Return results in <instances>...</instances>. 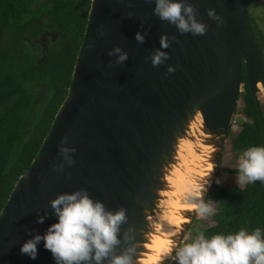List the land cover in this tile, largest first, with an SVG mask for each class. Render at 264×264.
<instances>
[{"label": "water", "instance_id": "95a60500", "mask_svg": "<svg viewBox=\"0 0 264 264\" xmlns=\"http://www.w3.org/2000/svg\"><path fill=\"white\" fill-rule=\"evenodd\" d=\"M186 2L207 26L205 35L181 34L175 25L161 21L154 15L155 0H93L69 94L0 214V264H55L43 241L36 260L21 255L20 247L58 222L52 200L80 190L108 211L127 210L114 252L122 255L135 247L136 260L164 167L198 111L207 130L222 138L215 159L219 168L239 103L243 66L264 144L259 98L264 60L249 0ZM209 10L218 19L210 18ZM137 33L145 37L143 43L136 40ZM163 35L168 37L167 49L161 48ZM117 47L128 55L123 63L119 54L109 55ZM157 49L170 58L153 67L151 56ZM169 67L175 71L169 73ZM61 148L76 150L69 152L74 165H68ZM42 216L43 224L38 223Z\"/></svg>", "mask_w": 264, "mask_h": 264}, {"label": "trees", "instance_id": "16d2710c", "mask_svg": "<svg viewBox=\"0 0 264 264\" xmlns=\"http://www.w3.org/2000/svg\"><path fill=\"white\" fill-rule=\"evenodd\" d=\"M92 2L0 0V214L37 157L69 94ZM252 6L253 0H249L250 21L264 60V26L257 21ZM43 37L50 42L45 49L33 43L36 54L24 52L25 41ZM241 86L245 87V93L239 95L245 121L228 136L234 134L231 150L237 158L249 147L264 146L259 111L244 66ZM260 108L264 116L263 103ZM209 199H213L217 213L202 223L206 237L235 234L242 228L249 233L256 228L264 230V184L260 181L242 190L239 185L230 189L213 184L206 201Z\"/></svg>", "mask_w": 264, "mask_h": 264}, {"label": "clouds", "instance_id": "9594fccd", "mask_svg": "<svg viewBox=\"0 0 264 264\" xmlns=\"http://www.w3.org/2000/svg\"><path fill=\"white\" fill-rule=\"evenodd\" d=\"M154 15L161 21L169 22L177 27L181 34L191 33L194 36H203L207 32V26L196 19L195 8L186 0H155ZM129 13V18L131 17ZM208 15L212 19H218L214 10H209ZM136 40L143 43L145 37L136 34ZM167 35L161 36V48L169 47ZM119 54V62L128 59L127 53L117 47L109 55ZM170 57L164 51L157 49L151 56L153 67H158ZM175 69L169 67L168 72ZM67 137L65 138V142ZM75 149L61 148L65 160L69 166L75 161L69 156V152ZM61 166V169L62 170ZM237 184L242 190L248 184L260 181L264 184V146L249 147L238 160ZM213 171L211 164L208 166V176ZM194 183L187 191L183 205L189 210H195L199 217H213L217 213V207L212 202L205 203L203 194L206 191L207 181ZM162 205L166 202H161ZM51 208L58 219L52 224L44 235L36 234L26 240L20 247L21 255H26L32 260L38 259V246L43 241L44 249L51 252L55 264H134L133 255L136 248L127 249L124 254L116 255L114 250L120 244L118 233L120 227L127 221L126 209L116 212L106 210L102 202L90 198L86 190L74 193H63L51 201ZM161 222L173 225L169 214L163 213L159 217ZM45 217H39L38 223L43 224ZM156 232L168 237H176V231L163 233V223H152ZM133 231L132 229L129 232ZM125 234V239H130ZM187 237H184V240ZM170 247L166 257L171 256L178 264H264V230L256 228L249 233L246 229H240L235 234H215L210 238L203 233L195 236L190 243L181 246L180 241L170 240ZM175 250V255L171 254ZM146 254V253H145ZM141 264V259L136 261Z\"/></svg>", "mask_w": 264, "mask_h": 264}, {"label": "bare ground", "instance_id": "6f19581e", "mask_svg": "<svg viewBox=\"0 0 264 264\" xmlns=\"http://www.w3.org/2000/svg\"><path fill=\"white\" fill-rule=\"evenodd\" d=\"M260 90L262 91V86ZM221 141V137L207 130L200 111L189 119L185 133L180 135L175 143L171 160L167 161L164 167L163 177L160 180L162 188L156 193L157 199L151 210L146 213L147 227L143 232L144 242L138 245L141 251L136 254L134 264L139 259L141 264H167L172 261L171 256L166 257L167 250L171 246L170 240L180 241L196 215L195 210L184 207V197L190 187L196 182H203L202 179L207 181L203 199L209 192L217 174L215 159L220 151L218 145ZM209 164L212 165L213 171L206 176ZM162 201L166 203L162 205ZM165 212L173 221L172 226L166 221H160L159 217ZM153 222L163 223V233L176 231L178 226L179 234L176 237H168L158 233L152 227ZM174 253L175 250L171 255L174 256Z\"/></svg>", "mask_w": 264, "mask_h": 264}, {"label": "rangeland", "instance_id": "374dc122", "mask_svg": "<svg viewBox=\"0 0 264 264\" xmlns=\"http://www.w3.org/2000/svg\"><path fill=\"white\" fill-rule=\"evenodd\" d=\"M251 9L254 12L255 17L257 18V21L259 22V24L264 26V21L262 19V13L264 12V0H253V6ZM50 38H53V37H50ZM33 43L41 45L42 47H44V49L47 45L50 44V42L46 39V37H43L40 40H37L35 42L25 41L24 48H23L25 53H28L29 55L36 54L37 50L32 45ZM4 45L5 47H8L9 42H6ZM241 93H245L244 86H241ZM259 98H260V103L264 104V91L263 90L259 94ZM41 101H42V98L39 97L38 102H41ZM243 106H244L243 101L239 100L238 107L235 113V117L233 118V123L231 126V129L233 131H236L238 129V125L241 121H245V118L242 115ZM232 138H234V134H232L231 137L227 138V142L225 144L226 152L223 154L224 160H223L222 166H220V168L217 167V171H216L217 174H215V178L213 180V184H218L219 186L223 188H230V189H233L236 185H238L237 180H238V175H239V174H234L232 172L234 170L239 171L238 170L239 157L238 158L234 157V154L231 150V139ZM204 202H207L206 199L204 200ZM208 202L213 203V199H209ZM206 219L207 218L199 217L197 214L195 215L194 219L192 220L191 225L189 226V229L185 233L184 237H187V239L184 240L183 238V241L181 242V246L183 242L190 243L195 236H197L200 233H203L204 229L202 228V223ZM170 264H178V261L172 259Z\"/></svg>", "mask_w": 264, "mask_h": 264}, {"label": "flooded vegetation", "instance_id": "af4514ba", "mask_svg": "<svg viewBox=\"0 0 264 264\" xmlns=\"http://www.w3.org/2000/svg\"><path fill=\"white\" fill-rule=\"evenodd\" d=\"M44 48V47H43Z\"/></svg>", "mask_w": 264, "mask_h": 264}]
</instances>
